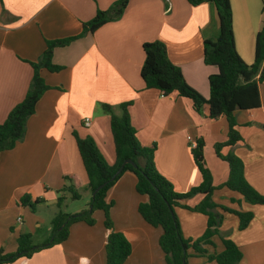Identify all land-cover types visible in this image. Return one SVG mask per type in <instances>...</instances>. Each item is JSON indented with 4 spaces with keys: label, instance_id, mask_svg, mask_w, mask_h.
<instances>
[{
    "label": "crops",
    "instance_id": "0c3cea01",
    "mask_svg": "<svg viewBox=\"0 0 264 264\" xmlns=\"http://www.w3.org/2000/svg\"><path fill=\"white\" fill-rule=\"evenodd\" d=\"M116 1L0 0V123L24 98L32 78V69L26 62L38 60L45 41L78 35L82 24ZM229 3L235 51L245 64L252 65L255 39L264 26V0H229ZM217 34V17L209 4L193 7L186 0H128L116 20L66 47L54 49L52 63L61 70L40 72L50 89L27 120L23 140L13 150L0 154V249L5 254L16 251L17 237L24 226L28 227L29 219L36 228L45 223L41 222V212L35 211L43 205L51 209V225L57 199L64 196L65 202L70 200V195L63 191L69 185L65 177H73L79 184V198L74 202L86 199L84 208L71 215L89 208L91 193L86 189L87 178L73 134L91 138L105 163L112 166L115 146L109 114L102 105H109L111 113L119 116L120 106L128 104L138 143L147 148L156 146L155 168L177 193H187L200 183L190 141H203L205 166L213 185L218 187L212 194L213 202L253 215L248 226L239 231L238 217L224 213L220 236L241 250L238 264H264V205H251L237 192L220 187L229 169L215 155L213 147L227 139L225 118L208 119L207 108L197 114L191 102L175 92L164 96L157 90L145 89L140 76L144 62L142 45L160 42L170 62L181 70L186 84L208 99V77L218 70L204 64L203 43L215 41ZM259 98L258 109L236 113L242 141L232 148H222L221 154L232 152L238 157L243 163L245 180L264 196V85H259ZM85 119H89V126L83 124ZM135 184V176L125 172L105 198L107 203H113L110 217L114 230L131 245V254L123 264H165L158 244L162 231L139 216L137 207L147 200L137 194ZM25 196L29 197L27 205H22ZM202 197L196 195L184 204L193 207ZM37 199L42 202L32 205ZM24 212L31 214L26 216L28 220L22 218ZM175 214L184 239L201 237L206 216L184 208H176ZM19 216L20 225L16 224ZM93 219V226L84 222L72 224L66 241L28 259L20 258L14 264H105L107 234L103 213L96 211ZM212 242L213 247H204L207 254L223 250L218 236ZM188 264L215 263L207 262L206 257L191 256Z\"/></svg>",
    "mask_w": 264,
    "mask_h": 264
},
{
    "label": "trees",
    "instance_id": "16d2710c",
    "mask_svg": "<svg viewBox=\"0 0 264 264\" xmlns=\"http://www.w3.org/2000/svg\"><path fill=\"white\" fill-rule=\"evenodd\" d=\"M193 7L209 4L217 17L218 34L215 41H204L203 62L205 65L217 67L218 72L208 77L209 98L204 99L199 93L188 86L181 70L173 65L167 55L165 46L160 42H148L142 45L144 62L140 76L145 89H154L166 96L173 92L179 97L188 99L193 110L201 114L207 108V118L217 120L225 118L227 122V139L223 143L214 145L215 155L228 165V177L220 187L237 192L243 200L251 205H264V196L259 195L245 180L243 163L232 152L221 154L222 148H232L242 141L239 125L236 121L238 111L255 110L260 107L259 85H264V26L255 39L254 62L245 64L237 55L234 47L232 31V13L229 0H186ZM128 0H117L106 11H98L95 17L82 24L81 32L72 37L46 40L45 48L36 62H26L32 69V78L24 98L8 113L0 123V154L15 148L26 134L27 120L35 113L36 105L43 94L50 89L40 75L42 70L55 73L61 67L52 63L53 51L56 48L68 46L71 42L81 38L86 33H92L105 23L119 18ZM128 104H122L121 114L114 116L109 105L102 108L109 114V126L115 146V162L108 166L98 152L91 138H79L73 134L81 164L87 178L86 189L93 192L101 185L88 204L89 210L76 214H67L63 211L65 197L57 199V212L51 220L50 238L42 244L32 245L30 234H20L17 237V249L12 254H5L0 249V264H14L20 258H30L34 253L61 244L69 236L72 224L84 222L93 226V213H103V226L106 230L104 246L105 264H123L131 254V245L119 232H116L110 217L112 202L105 201L107 191L125 173L131 172L136 178L135 191L144 196L146 202L140 203L137 212L149 226L160 228L162 234L158 240L159 248L164 255L165 264H188V258L206 257L207 262L215 264H238L242 253L231 240L220 236L219 228L223 221V214H233L238 217V230H244L252 220L251 213H241L226 207L216 205L212 200L213 192L218 188L213 185L210 172L205 166L203 157L204 143L196 141L191 148L194 164L200 174V183L192 187L187 193H177L171 182L161 176L154 165L156 146L142 147L131 126L127 111ZM131 161L134 166L124 164ZM122 167L119 175L111 180L114 173ZM69 185L63 191L70 195V200H78L77 188L79 184L73 177L66 178ZM196 195L202 199L193 207L184 202ZM25 196L21 199L22 205H27ZM35 200L32 205L40 203ZM29 205L30 207H33ZM184 208L190 212L206 216V228L198 239H184L181 234L175 209ZM219 237L223 250L219 253L207 254L205 246H214L212 239ZM192 252V255L189 254Z\"/></svg>",
    "mask_w": 264,
    "mask_h": 264
},
{
    "label": "rangeland",
    "instance_id": "374dc122",
    "mask_svg": "<svg viewBox=\"0 0 264 264\" xmlns=\"http://www.w3.org/2000/svg\"><path fill=\"white\" fill-rule=\"evenodd\" d=\"M78 192L80 193V190H78ZM85 198L84 200H81L79 202H72L71 200H68L67 202H65V207L63 209V211L65 213H73V212H76V210H81L84 208L85 206ZM34 204V203H33ZM46 206H41V208L35 210L37 211L39 214L41 212V222L42 220L45 221L44 224H42L41 228H36L34 226V224L31 222V219H29V221H27V224H28V227L27 226H22V233L21 234H25V232H28L26 229L29 230V232L31 233V243L32 245H38L39 243L41 244L42 242H45L46 240H48L50 238V234H51V229L48 230V228L51 227L50 225V212H51V209L47 206V208H44ZM89 210V208H88ZM28 213H30L29 210H26ZM27 212H24L25 214L22 215V218H24L25 216V220H28L26 219V216L29 215L31 216V214H28ZM95 213V212H94ZM19 218L22 220V218L19 216ZM28 218V217H27ZM16 224H18L16 222ZM22 224V221L21 223ZM19 224V225H20ZM19 226L16 225L15 229H17ZM23 230H26V231H23ZM13 232V231H12ZM12 232L9 231V234H11ZM17 233V231H14ZM24 232V233H23ZM28 234V233H27Z\"/></svg>",
    "mask_w": 264,
    "mask_h": 264
},
{
    "label": "water",
    "instance_id": "95a60500",
    "mask_svg": "<svg viewBox=\"0 0 264 264\" xmlns=\"http://www.w3.org/2000/svg\"><path fill=\"white\" fill-rule=\"evenodd\" d=\"M124 164H129V165L134 166L133 163H132L131 161H125V162L123 163V165H124ZM121 170H122V167H120V168L114 173V175L112 176L111 180H113L117 175H119L120 172H121ZM102 187H103V185L99 186V187L93 192V194H92L91 196L93 197L94 194H95L99 189H101ZM89 209H90V208H89Z\"/></svg>",
    "mask_w": 264,
    "mask_h": 264
},
{
    "label": "built area",
    "instance_id": "2783aa9c",
    "mask_svg": "<svg viewBox=\"0 0 264 264\" xmlns=\"http://www.w3.org/2000/svg\"><path fill=\"white\" fill-rule=\"evenodd\" d=\"M83 124H84L85 126H89V124H90V123H89V119H85L84 122H83ZM188 139H189V141H190V138H188ZM195 144H196L195 142H191V141H190V146H191V148H194V147L196 146ZM21 221H22V220H21L20 218H17V223H18V224H20Z\"/></svg>",
    "mask_w": 264,
    "mask_h": 264
}]
</instances>
